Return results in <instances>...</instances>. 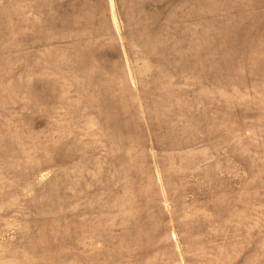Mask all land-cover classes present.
Wrapping results in <instances>:
<instances>
[{
  "label": "rangeland",
  "instance_id": "374dc122",
  "mask_svg": "<svg viewBox=\"0 0 264 264\" xmlns=\"http://www.w3.org/2000/svg\"><path fill=\"white\" fill-rule=\"evenodd\" d=\"M0 264H264V0H0Z\"/></svg>",
  "mask_w": 264,
  "mask_h": 264
}]
</instances>
